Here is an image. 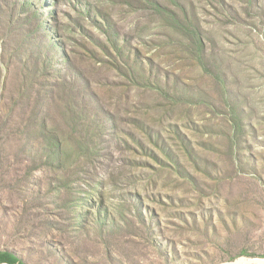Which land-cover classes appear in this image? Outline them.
<instances>
[{
    "label": "rangeland",
    "instance_id": "obj_1",
    "mask_svg": "<svg viewBox=\"0 0 264 264\" xmlns=\"http://www.w3.org/2000/svg\"><path fill=\"white\" fill-rule=\"evenodd\" d=\"M0 253L264 263V0H0Z\"/></svg>",
    "mask_w": 264,
    "mask_h": 264
},
{
    "label": "trees",
    "instance_id": "obj_2",
    "mask_svg": "<svg viewBox=\"0 0 264 264\" xmlns=\"http://www.w3.org/2000/svg\"><path fill=\"white\" fill-rule=\"evenodd\" d=\"M183 39V42L185 43L186 47L182 48V50L188 54L189 56H192L194 58V60L197 62V64L201 66V60L205 55L206 52V48L204 47L203 41L201 38H197L196 39V43H192V41L186 37H184L183 35L180 36ZM110 42L113 44L114 47H116L118 45V43L113 42L110 40ZM188 44V45H187ZM195 44V45H194ZM118 47V46H117ZM147 87L149 88L148 93H152L153 88L152 85H150V83L148 84V82L146 83ZM155 91H158L157 89H154ZM165 102L169 103V104H173L174 103V99L172 100L168 94L164 95V99ZM109 115V114H108ZM110 116V115H109ZM110 118H113V116L111 115ZM130 126H132L134 129L136 130H140L138 127V121L136 119H133L130 124ZM144 134H147L144 132ZM60 147V146H58ZM18 262V264H22L19 261H17V259L9 254H5V253H0V263H8V264H14Z\"/></svg>",
    "mask_w": 264,
    "mask_h": 264
},
{
    "label": "bare ground",
    "instance_id": "obj_3",
    "mask_svg": "<svg viewBox=\"0 0 264 264\" xmlns=\"http://www.w3.org/2000/svg\"><path fill=\"white\" fill-rule=\"evenodd\" d=\"M243 261H248L253 264H264L263 261L260 260H244V259L238 261L237 263H231V264H242Z\"/></svg>",
    "mask_w": 264,
    "mask_h": 264
}]
</instances>
